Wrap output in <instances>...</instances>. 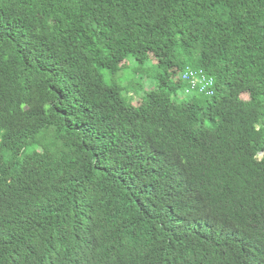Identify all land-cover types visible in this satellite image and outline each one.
<instances>
[{"label": "trees", "instance_id": "16d2710c", "mask_svg": "<svg viewBox=\"0 0 264 264\" xmlns=\"http://www.w3.org/2000/svg\"><path fill=\"white\" fill-rule=\"evenodd\" d=\"M0 264H264V0H0Z\"/></svg>", "mask_w": 264, "mask_h": 264}, {"label": "rangeland", "instance_id": "374dc122", "mask_svg": "<svg viewBox=\"0 0 264 264\" xmlns=\"http://www.w3.org/2000/svg\"><path fill=\"white\" fill-rule=\"evenodd\" d=\"M125 63V68H123L122 71L114 78H110L107 71H101V75L106 84H111L114 82L121 88L122 97L128 98L129 92V97L133 99L135 97V95L133 94L134 92H136V94L138 95L139 91L148 90L146 86L152 87L153 85L154 87L155 83L153 77L155 75V68L153 67V65L148 62L143 67L136 68L135 61L132 58H128ZM178 79L179 77L177 76V80ZM138 85L142 88V90L139 89ZM185 85L182 84L180 89L177 91L178 99L192 96V94L196 95L194 91L187 90V85Z\"/></svg>", "mask_w": 264, "mask_h": 264}, {"label": "built area", "instance_id": "2783aa9c", "mask_svg": "<svg viewBox=\"0 0 264 264\" xmlns=\"http://www.w3.org/2000/svg\"><path fill=\"white\" fill-rule=\"evenodd\" d=\"M178 81L187 85V90L196 91L200 94L211 95L212 80L208 79L201 71L186 70L179 73Z\"/></svg>", "mask_w": 264, "mask_h": 264}]
</instances>
